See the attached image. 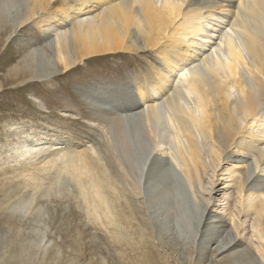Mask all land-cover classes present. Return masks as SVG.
<instances>
[{
    "label": "bare ground",
    "instance_id": "6f19581e",
    "mask_svg": "<svg viewBox=\"0 0 264 264\" xmlns=\"http://www.w3.org/2000/svg\"><path fill=\"white\" fill-rule=\"evenodd\" d=\"M15 1L0 0V39L5 30L32 23L38 30L28 44H36L22 51L27 45L23 42V46L12 49L13 55L12 52L3 58L0 55V70L4 76L0 88L4 81H12L11 88L20 89L32 80H51L58 73H70L93 57L108 54L128 53L138 57L143 66L137 67L133 72L136 74L131 76V93L122 90L116 99L102 88L94 90L95 87H91V91L85 93L88 95L81 100L89 107L93 105L96 109L92 111L97 112L92 113L86 125L92 132H84L85 136L79 133L78 142L64 145L44 157L45 164L52 170L47 174L46 187L45 178L37 172L44 166L19 165L1 169L0 264H53L50 263V250L46 259L40 255L38 258L35 237L25 232L12 214L6 213L24 196L19 195V187L8 179L7 173L23 176L22 188L30 186L34 190L35 204H41L48 223L54 225L55 233L60 235L61 243L66 240L65 231L69 230L66 229L74 223L72 217L79 212L89 221L105 219L102 224L112 225L114 240L119 234L120 239L128 240L129 235L117 230L121 224H130L131 214L126 212V205L132 212L133 195L140 192L137 189L142 169L133 141L141 142L140 147L144 145L145 150L155 154L146 167L144 182L154 178L160 180L164 175L162 169L166 162L158 153L163 147L190 185L196 180L204 191L206 183L212 188L216 180L214 175L209 176L212 166L219 165L227 157L231 160L226 152L238 156L236 162L253 154L255 168L259 169L257 173L261 172L263 177L254 176L247 190L263 188L264 0H73L69 4V0H63L56 9L43 0ZM51 11L59 17L53 12L49 16ZM43 12L47 13L44 17ZM140 52L147 53L138 55ZM245 73L251 82L244 77ZM2 89L0 95L7 92ZM53 91L61 96L59 89V92ZM32 99L37 107L45 109L35 96ZM67 100L62 96L63 102ZM116 110L120 112L115 114ZM6 121L0 114V131H5L4 144L9 147L7 161L17 162L31 155L33 150H41L42 142L36 137L35 129L29 127L26 134L20 135L18 126L13 122L14 125L7 127ZM65 121L70 122L67 118ZM96 125L106 131L104 148L98 155L102 163L93 157L96 152L92 144L85 148L79 146L84 139L88 142L93 138ZM29 132L34 135L29 136ZM135 163L141 175L135 172ZM249 175L246 166L247 180ZM202 176L206 178L205 184L200 183ZM48 190L57 206L48 205L50 202L46 204L42 199L49 194ZM263 191L261 195L264 196ZM236 193L240 201V190ZM121 198L124 203L119 201ZM245 202L247 208L255 211L258 208L254 198ZM71 203L78 210L72 208ZM231 211L237 217L241 212L236 205ZM257 211L264 213V200ZM38 215H30L29 225L36 227L39 221L44 222L42 213ZM258 225L259 220L252 221L249 231L255 252L264 263V234ZM74 236L72 240L81 239ZM90 239L96 242L97 238ZM53 250L52 247L51 252ZM56 264H63V261Z\"/></svg>",
    "mask_w": 264,
    "mask_h": 264
},
{
    "label": "rangeland",
    "instance_id": "374dc122",
    "mask_svg": "<svg viewBox=\"0 0 264 264\" xmlns=\"http://www.w3.org/2000/svg\"><path fill=\"white\" fill-rule=\"evenodd\" d=\"M43 1L45 3L48 1L49 7L55 8L63 0H58L55 3L51 0ZM72 2L73 0H69L68 4ZM42 14V17H44L47 13L43 12ZM52 14H56L59 17L54 11L48 13L49 16ZM37 30L36 27H32V23L14 30H7V32L5 30L0 39V55H2V58L10 56L11 52V55H13L12 49L23 46V42L27 45L23 46L22 51L29 46L33 47V44L36 43L28 44V41H30L32 34L37 32ZM146 53L140 52L138 55ZM133 57L128 53L93 57L87 60L85 64L78 65L70 73H58L59 75L56 74L51 80H32L25 83L20 89L11 88L10 85L14 82L4 81L1 88L7 92L4 95H0V114H3L7 119L5 126L8 127L14 122L15 126L19 128L17 130L20 135L26 134V130L29 127L35 129L37 132L36 137L41 139L40 142H42L39 147L42 148L37 152L33 150L31 155H26L22 159H18L17 162L7 161L6 155L9 154L7 152L9 147L4 144L6 134L4 135L5 131L2 133L0 131V171L7 166L30 165L36 168L44 166V169H39L37 172L45 178L43 183H45L44 187H46L47 174L52 170H50L49 164H45L46 159L44 157L51 151L62 149L64 145L78 142L79 133L80 136H85L86 133L84 134V132L91 130L90 126L87 127L86 125L90 121L88 118L97 113L92 111L96 108L93 105L89 107L88 104L83 103L81 98L88 95L85 93H89L91 87H95L94 90L102 88L105 93L113 95L114 99L122 90H127V93H131V76L136 74L133 72L137 67L143 66V62L138 57ZM2 73V70H0V80L1 77L4 78ZM244 77L251 82L246 73ZM58 89L61 96L56 95L53 91H58ZM32 96H35L45 109L37 107L36 101L32 99ZM62 96L64 100L68 99L69 101L63 102ZM234 96L235 92L232 97ZM5 104L7 107H5ZM139 107L143 109V106L140 105ZM119 112L117 110L116 112L114 111L115 114ZM62 114L66 116H62ZM65 118L70 122L66 123ZM97 127L96 125V130L92 133L93 138H90L92 141L88 139L89 141L87 142L84 139L78 145L81 148H85L92 144L96 152L93 157L96 158L98 163H102L104 161L98 159V155L101 152V148H104L103 143L106 131L101 129L100 126ZM77 129L82 131L78 130L77 132ZM23 131L24 133H22ZM30 135L33 136L34 134L29 132ZM11 139L13 138L11 137ZM133 142H135L133 149L136 152L140 169H142V175L140 174V169L138 174L137 167H135L136 163L134 164V170L142 177H140L141 182L139 189H137L140 192L133 195L134 210L129 212L132 209L126 205V212L131 214L130 224H121L117 230L124 231L126 236L129 235V237L127 236V241L120 239V234L117 235L118 239L114 240L112 236H115V233L111 232L112 225H106L105 227L102 224V220L105 222V219L89 221L83 212L78 211L80 214L72 217L75 225L72 223V226L70 225L66 229H69L65 231L66 240L61 243L60 235L55 233L54 225L48 223L47 214L44 212L43 207L40 203L35 204L33 199L35 196L34 190L30 186L22 188L23 179L21 178L23 176L12 175L11 172V175L7 173L6 176H10L8 179L19 187V195L24 194V196L13 207L10 206L6 213L12 214L21 223L19 226L23 227L25 232L30 233L33 239L35 237V241L38 242L35 245L37 257L40 255V258L46 259L48 257L47 251L50 250V263L52 262L53 264L58 263L60 260L63 261V264H264L255 252L252 244L253 237H251V232L249 231L250 223L259 220L258 229L264 234V213H257L259 212L257 209L260 208L261 202L264 200V196L261 195L264 185L258 191L247 190V184L254 176L263 177L261 172L257 173L259 169L255 168L256 160L253 154L246 156L242 162H236L235 160L238 156H234L231 152H226V155L231 160L228 161L227 157L219 165L212 166L211 170H209V176L214 175L216 180L213 182L212 188L210 184L206 183L207 189L204 191L196 180L190 185L184 173L179 170L172 155L168 151L162 150L163 147L158 150V153L162 155L166 162L162 169L164 173L161 178L162 181L161 179L156 181L154 178L151 181L149 179L144 182L146 167L155 154L145 150L147 148L144 145H142L144 147L142 149L140 147L141 142ZM63 151L65 152V150ZM113 158L118 165L117 159ZM233 166L236 168H233ZM246 166L250 174L248 180L245 178ZM213 169L214 173L212 172ZM202 177L200 183L204 182L205 184L206 178L205 176ZM128 188L131 189L130 186ZM239 190L243 199L240 201L236 193ZM48 193L43 195L42 199L46 201V204L50 202L48 205L57 206L50 190H48ZM247 194H250L249 197ZM249 198H254L257 201L258 208L256 211L253 208L246 207L247 202L245 201L249 200ZM123 200L121 198L119 201L123 202ZM70 205H72V208H76L74 203ZM233 205H236L241 211L238 217L231 211ZM76 209L78 210V208ZM246 209H249V211ZM30 215L35 217L36 215H41L44 218V222L39 221L36 227L29 225ZM17 229L15 230L17 231ZM74 234L76 237L78 236V239L80 237L81 239L78 241L72 240L75 238ZM92 236L97 238L96 242H91L90 237ZM52 247L54 250L51 252Z\"/></svg>",
    "mask_w": 264,
    "mask_h": 264
}]
</instances>
